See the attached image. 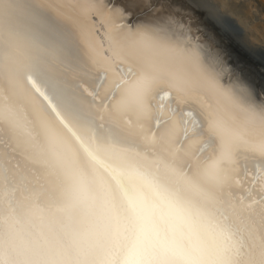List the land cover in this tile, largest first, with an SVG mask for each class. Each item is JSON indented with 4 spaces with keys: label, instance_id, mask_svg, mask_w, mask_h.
I'll use <instances>...</instances> for the list:
<instances>
[{
    "label": "snow or ice",
    "instance_id": "1",
    "mask_svg": "<svg viewBox=\"0 0 264 264\" xmlns=\"http://www.w3.org/2000/svg\"><path fill=\"white\" fill-rule=\"evenodd\" d=\"M71 7L114 56L83 51L86 67L102 65L84 82L103 111L81 134L0 73V264H264V89L194 47L179 13ZM189 58L196 74L177 73ZM37 145L56 152L51 168Z\"/></svg>",
    "mask_w": 264,
    "mask_h": 264
},
{
    "label": "bare ground",
    "instance_id": "2",
    "mask_svg": "<svg viewBox=\"0 0 264 264\" xmlns=\"http://www.w3.org/2000/svg\"><path fill=\"white\" fill-rule=\"evenodd\" d=\"M231 1L235 3L236 0H214L217 3L216 9L212 10L215 18L202 10L203 2L199 0H130V3L134 14L143 16L147 13L148 18L179 13L177 19L190 26V32L185 35L194 47L203 45L210 50H220L231 62L228 67L234 75H249L264 89V76L261 75L264 73V1L238 0L244 8V16L238 17L236 24L224 18L232 28L235 24V29H243L241 34L228 30L220 18ZM77 3L90 4L91 0H0V73L18 80L25 90L35 92L36 102L41 106L47 103L44 96L50 97L72 126L86 134V117L90 110H103L90 104L93 99L99 104L100 99L93 97L84 81L93 82L95 71L102 65L86 67L84 48L102 62L110 63L114 56L107 41L101 42L95 34H82L81 21L71 7ZM204 5L209 7L206 2ZM96 27L99 30V25ZM175 70L179 74H196L190 58L177 63ZM221 102L228 106L227 98L222 97ZM98 142L105 144L107 139L98 137ZM88 143L94 142L89 139ZM36 151L41 157L39 163L51 168L56 152L50 146L41 145L36 146ZM105 162L120 164L128 161L123 157L107 156ZM233 182L239 185L238 179ZM259 190L264 192V182Z\"/></svg>",
    "mask_w": 264,
    "mask_h": 264
},
{
    "label": "rangeland",
    "instance_id": "3",
    "mask_svg": "<svg viewBox=\"0 0 264 264\" xmlns=\"http://www.w3.org/2000/svg\"><path fill=\"white\" fill-rule=\"evenodd\" d=\"M264 1V0H263ZM199 2H203L202 3V6H203V11H205V12H207L208 11V13H210L211 15H212V17L213 18H215L216 16L212 13L213 11V9L215 10L216 9V5L215 4H217L216 2H214V0H199ZM207 3V4H209V7L208 6H205L204 5V3ZM209 2V3H208ZM238 2V0H236L235 1V3L233 2V1H231V3H229V5L227 6V8H225L223 11H224V13H223V15H221L220 16V18H222L223 20V23L224 24H226V26H227V28H228V30H231V31H235L236 33H239V31H240V29H238L237 27H236V29L234 28L236 25V21H237V18L238 17H243L244 16V14H245V12H244V8H243V6L242 5H240V3H237ZM211 3V4H210ZM239 4V5H238ZM213 6V7H212ZM207 10V11H206ZM226 12V13H225ZM214 15V16H213ZM210 17V16H209ZM220 18H218V20L220 19ZM224 18H226V19H228V20H232L235 24V26L233 25V28L231 27V24L227 21V20H225ZM230 18V19H229ZM215 20V19H214ZM221 23V25H223V26H225L222 22H220ZM240 26H241V24H240ZM243 30V29H242ZM240 31V34L243 32V31Z\"/></svg>",
    "mask_w": 264,
    "mask_h": 264
}]
</instances>
